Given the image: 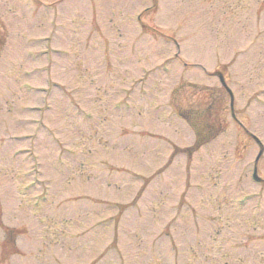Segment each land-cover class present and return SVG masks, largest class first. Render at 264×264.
<instances>
[{"label": "rangeland", "instance_id": "rangeland-1", "mask_svg": "<svg viewBox=\"0 0 264 264\" xmlns=\"http://www.w3.org/2000/svg\"><path fill=\"white\" fill-rule=\"evenodd\" d=\"M0 264H264V0H0Z\"/></svg>", "mask_w": 264, "mask_h": 264}, {"label": "water", "instance_id": "water-1", "mask_svg": "<svg viewBox=\"0 0 264 264\" xmlns=\"http://www.w3.org/2000/svg\"><path fill=\"white\" fill-rule=\"evenodd\" d=\"M253 177H255V172L253 173Z\"/></svg>", "mask_w": 264, "mask_h": 264}]
</instances>
